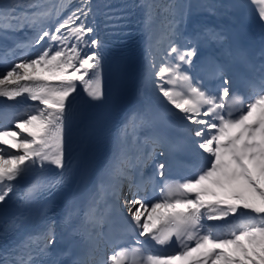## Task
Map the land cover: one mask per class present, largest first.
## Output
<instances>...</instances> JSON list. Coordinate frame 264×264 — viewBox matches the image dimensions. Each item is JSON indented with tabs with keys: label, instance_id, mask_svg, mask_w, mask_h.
Here are the masks:
<instances>
[{
	"label": "snow or ice",
	"instance_id": "snow-or-ice-1",
	"mask_svg": "<svg viewBox=\"0 0 264 264\" xmlns=\"http://www.w3.org/2000/svg\"><path fill=\"white\" fill-rule=\"evenodd\" d=\"M255 2L264 30V0ZM137 7L145 13V79L154 83L165 109L185 122L203 150L201 162L180 180L165 176L164 162L156 166L157 175L164 177L162 184L157 176L145 178L143 166L163 155L158 150L168 141L157 127L160 114L150 106L136 110L114 134L113 156L87 199L80 225L72 229L86 241L87 253L71 264H141L137 257H142V264H264V51L254 64L245 51L225 49L227 56L247 64L252 75L244 81L248 94L241 96L230 88L226 65L216 64L213 75L222 79L217 93L186 69L193 65L198 44L223 46L225 32L204 28L184 36L181 25L191 6L182 0H141ZM206 7L215 11L230 6ZM66 8L65 0L0 2V35L7 38L9 33L31 30L30 43L16 47L41 46L0 70V97L38 102L18 115L17 130L0 123V239L18 232L25 221L21 215L7 217L4 205L9 200L31 206L42 193L66 182L65 133L74 119L77 87L82 86L92 100L104 97L106 59L103 42L96 36L95 6L92 0H81L65 16ZM122 12L105 13L113 27L120 26ZM157 15L163 18L159 35L152 28ZM161 37L167 43L163 56ZM234 105L239 106L236 112ZM145 130L148 134L141 138L139 133ZM147 145L151 151H145ZM49 165L59 168V174L42 175ZM34 170L41 174L21 189L18 180ZM125 181L128 192L122 194ZM113 210L126 216L143 238L135 241L139 247H117L120 241L113 238L110 220ZM75 214L79 210L70 211L61 225L70 226ZM44 215L35 231L0 249V264H65L62 258L71 252L53 251L57 223ZM149 241L159 249L149 248ZM173 245V252L166 251ZM109 246L116 250L105 259Z\"/></svg>",
	"mask_w": 264,
	"mask_h": 264
},
{
	"label": "bare ground",
	"instance_id": "bare-ground-1",
	"mask_svg": "<svg viewBox=\"0 0 264 264\" xmlns=\"http://www.w3.org/2000/svg\"><path fill=\"white\" fill-rule=\"evenodd\" d=\"M138 1L141 2V0H137V2ZM217 1H218L217 2L218 5L223 4V5H229L230 7L227 10L218 9L215 11L206 12V14L202 15L201 18H199V20H198V22H196V24L188 25V27H189L188 29H189L191 35H193L194 33L198 32L204 28H216L218 30H222V28L228 23H232L234 21H241L245 25L246 24L251 25L254 28V30L257 31L258 35L261 37L262 43L264 44V30H262L259 19L256 15L257 8H255V11L253 13V19L251 18L250 13L245 14L239 10V5L241 3H246L249 0H239V1L238 0H217ZM253 4H254V2H251L252 6H253ZM203 9H204V7H199L200 12ZM26 33H28L27 30H26ZM185 36H187V35H185ZM198 46H200V47L198 48ZM202 46L206 47L207 49L209 47H214V48H216L215 50L220 51V52H222V50H224V47L219 45V44L200 43L197 45L196 56L202 53V52L198 51L199 49L202 50V48H203ZM195 57H193V58L195 59ZM186 70H188L189 75L197 76L193 65L190 69H186ZM141 83L142 84L140 86V91H141L142 95H144L147 99L150 98L152 101H154L156 103H160V105L162 106L163 110L166 113H168L169 115H171L172 117H174L176 119H180V117L176 114L175 111H167L165 109V103L162 102V100L160 99V96L158 94H156L150 88V86H148V80L145 79V77ZM184 124H185V122H184ZM185 129L187 130L186 126H185ZM195 142L197 143L196 140H195Z\"/></svg>",
	"mask_w": 264,
	"mask_h": 264
},
{
	"label": "rangeland",
	"instance_id": "rangeland-1",
	"mask_svg": "<svg viewBox=\"0 0 264 264\" xmlns=\"http://www.w3.org/2000/svg\"><path fill=\"white\" fill-rule=\"evenodd\" d=\"M73 0H66L65 1V3L67 4V8H66V11L64 12V15L66 16V15H68L69 13H70V10H69V5H70V3L72 2ZM203 1L204 0H182V2H184V3H186V4H189L190 6H191V8H190V11H189V13L190 12H192V10H197L200 6H204V3H203ZM207 1H209V0H207ZM239 1V0H238ZM254 1V3L255 4H257L256 2H255V0H253ZM92 4L95 6V4H94V0H92ZM256 7L257 8H259L260 7V5L259 4H257L256 5ZM249 8H250V6L248 5V4H242V5H240V10H242L243 12H247V11H249ZM188 13V15H187V17H186V19H185V23L187 22V21H192V22H194V20H196L197 18H198V14L199 15H202V14H204V12H199V13H196V14H194V13H190L189 14ZM197 17V18H196ZM95 18H96V6H95ZM94 26H95V28H96V25L94 24ZM152 28H153V30L157 33V27L152 23ZM96 35H97V31H96ZM42 45H43V42H42ZM41 50V46H36L35 48H31V52L32 53H36V52H38V51H40ZM158 63H159V61H158ZM157 70H158V68H157ZM41 74H46V73H41ZM152 85H154V83L153 82H151V81H149ZM162 83V82H161ZM154 90L156 91V93L161 97V99L163 100V102L165 103V101H164V99L162 98V95L161 94H159V92H158V90L154 87ZM11 130H17L16 128H15V126H14V121L8 126Z\"/></svg>",
	"mask_w": 264,
	"mask_h": 264
},
{
	"label": "trees",
	"instance_id": "trees-1",
	"mask_svg": "<svg viewBox=\"0 0 264 264\" xmlns=\"http://www.w3.org/2000/svg\"><path fill=\"white\" fill-rule=\"evenodd\" d=\"M81 0H75L74 1V6L77 7L80 4Z\"/></svg>",
	"mask_w": 264,
	"mask_h": 264
}]
</instances>
